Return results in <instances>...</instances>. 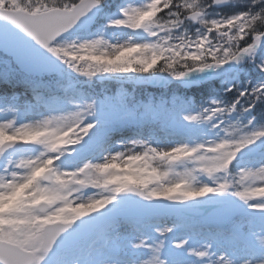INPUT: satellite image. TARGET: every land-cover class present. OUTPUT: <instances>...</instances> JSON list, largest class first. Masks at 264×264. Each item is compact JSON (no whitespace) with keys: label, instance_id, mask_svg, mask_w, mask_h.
I'll list each match as a JSON object with an SVG mask.
<instances>
[{"label":"snow or ice","instance_id":"6c2138e0","mask_svg":"<svg viewBox=\"0 0 264 264\" xmlns=\"http://www.w3.org/2000/svg\"><path fill=\"white\" fill-rule=\"evenodd\" d=\"M228 4L231 0H148L140 7H121L119 18L107 26L143 29L155 42L114 46L109 53L99 49V40L60 43L85 18L101 16L106 0H65L58 6L46 0L34 5L31 0H0V48L7 60L0 61V105L13 102L9 93L20 65L57 69L21 34L88 79L101 73L159 72L188 85L195 74L215 72L226 81L223 94L210 85L204 89L210 100L196 112L192 101L179 96L145 106L166 135L190 134L193 124H211L223 126V138L174 141L166 147L133 139L131 144L142 149L139 154L109 152L102 162H86L75 170L61 171L56 163L69 146L103 149V128L87 118L98 111L110 116L104 104L92 101L83 110L35 124L0 122V158L17 145L43 148L35 158L7 160L0 170V264H264V164L232 174L242 154L251 157L254 146L264 147V128L254 125V110L264 105V60L256 57L264 48V0H245V8L230 16L209 14ZM193 25L198 28L191 32ZM133 54L141 58L129 59ZM246 58L258 79L241 87L225 66L241 65ZM77 61H92L95 67L81 68ZM24 86L36 101L43 99L42 84L27 81ZM117 102L125 107L126 94L120 92ZM241 117L247 123L241 124ZM186 164L192 167L180 170ZM134 165L147 178L125 176L126 182L114 184L120 172ZM196 174H223L231 180L198 184ZM98 188L103 191L96 192ZM84 190L93 194L82 198L78 193ZM205 207L211 209L207 214ZM146 233H154L155 240L143 238ZM129 244L142 255L128 258L124 248Z\"/></svg>","mask_w":264,"mask_h":264},{"label":"rangeland","instance_id":"374dc122","mask_svg":"<svg viewBox=\"0 0 264 264\" xmlns=\"http://www.w3.org/2000/svg\"><path fill=\"white\" fill-rule=\"evenodd\" d=\"M147 2L148 0L132 1V2H128L124 7H127L129 5L134 7H140ZM243 2L245 3V0H243ZM117 18H119V13L108 17L105 24H103V27L97 29L93 33L63 38L60 41V43L63 45H72V44L79 45L84 42H94L99 40L101 42L98 46L99 49L101 51H108L109 53L111 52V49L114 46L135 44V43H150L151 41L150 39L152 37H150L149 33L144 31L143 29H142L143 31L142 30L133 31L131 29H126V28H109L107 25L113 19H117ZM138 31H140V34L143 33L142 36L138 35ZM138 56L141 57L140 54H138ZM258 56H259L258 57L259 60H264V49H262L259 52ZM0 61L7 63L5 56L0 57ZM77 64L81 68H87L89 64H92V66L95 67V63L92 61H84V62L77 61ZM64 65L68 72L67 74L68 76L69 75L72 76L71 74L80 76L78 72L73 71V69L69 67L68 64H64ZM237 67L238 65H232V66L226 65L225 69H231L232 71H234L236 77ZM225 69H222L220 71H224ZM198 75L200 76V78H197L195 75L190 78L192 81L191 83H195L199 79L201 81L221 79L217 76L215 72L210 73V75L205 77H203V74H198ZM68 76L60 77L62 79L57 81V83L54 86L46 85L42 88V90L45 92L47 97L54 96L55 99H62L63 101H65L66 106L76 107L77 110L80 108L77 106L81 105L79 103L81 100L73 101L69 99L71 95L69 92L67 93V91H69L70 89L69 86L75 79L74 78L72 79L71 77ZM246 77L247 78L245 80V86L248 85L249 81L255 82L258 79L257 78L255 80H251V78H249L250 77L249 73L246 74ZM27 81H30V79L27 76L16 73V86L9 93V95L13 97V102L8 105H0V122L15 121V126H20L23 124H35L36 122L43 121L44 119L47 118L46 113H44V108L42 106H39V104H34V98L32 97V95L27 94L30 92L24 90L26 89L24 85ZM230 85L231 84L229 83L228 86ZM222 87H224V85H222ZM65 89L66 92L64 91ZM111 98H112L111 96L105 95V98L103 100L97 101V104H104L106 106V110L111 111V113L114 114L113 106H112L113 104L112 101L110 100ZM84 101H86V103L92 102L90 98H84ZM31 103L32 105L29 106ZM27 106L29 107V110H27L28 109ZM83 106L84 104L82 105L81 110H83ZM97 114L100 115L101 118H104L105 121H108V119L111 117L115 118V114L114 116L112 114L110 116H105L100 111H98ZM140 122H141L140 124H136L133 117L131 118L127 117L122 124L123 126L122 129L117 130V132L113 134L112 133L106 134L108 139L104 142L103 149L99 150L94 154L89 155L88 157L81 158L77 162H72V160H61V161L58 160L56 163V167L61 171L75 170L77 167L82 166L86 162H91V163L102 162L103 156L108 155L109 152H112L114 154L116 151H124L127 153L131 150L139 154L142 151V149L135 147L131 144V141L133 139L144 140L148 143H151L153 146L159 144L160 147H166L174 141L187 142V143L191 141L190 137L187 138L185 136H180V135L179 136L166 135L162 131V129L157 126V124L153 123L151 117L149 116L144 118V120ZM201 126H202V132H201L202 136H195L194 124L190 126L192 128V132L188 134V136H191L193 137V139H195L194 143L210 141V140H218L220 138H223L225 135L222 130L223 126L220 129L212 128L211 124H202ZM41 151H43L42 147L31 145L30 150L11 153L6 159L0 158V170L3 169L4 164L7 162V160H11L14 163L21 158L24 159L35 158L39 156ZM237 164L239 165L240 170L251 169L255 171L259 166H261V164H264V156L254 155L249 157V159L247 160L243 159L239 161ZM69 165H71V167H69ZM183 167H192V165L186 164L184 166H181L180 170H182ZM140 170H142L140 167L134 165L131 168H126L124 170V173L127 176L134 177L139 175ZM172 179H175L174 175L172 176ZM216 180H219V177L217 175H216ZM208 181H209V177L200 176L199 174H196V182L198 184L208 183ZM152 186L155 187L156 185H152ZM95 191L101 192L103 191V189L98 188ZM84 192H89L90 194H93L89 190H84L78 193V195L86 199L87 196L83 195ZM260 198L261 197H257V199ZM236 203L239 204V201H236ZM240 207H244V205L241 204ZM210 211L211 209L207 211L206 214L209 213ZM246 211L247 209L244 210L243 213H246ZM167 223L170 224L172 223V221L168 220ZM149 236H151L150 237L151 239L155 240L154 233H149ZM143 238L149 239V237H145L144 235ZM100 249L105 252V255L110 254V249L102 246ZM124 251L127 254L128 258L139 257L140 255H142L141 253H138L135 250H133L130 244L125 245Z\"/></svg>","mask_w":264,"mask_h":264},{"label":"trees","instance_id":"16d2710c","mask_svg":"<svg viewBox=\"0 0 264 264\" xmlns=\"http://www.w3.org/2000/svg\"><path fill=\"white\" fill-rule=\"evenodd\" d=\"M107 1L112 4V10H115L125 0H107ZM209 12L210 13L212 12L213 15H216L217 13H219V9L212 8V9H209ZM129 59L136 60V57L135 55H132ZM132 77H133L134 82L132 84L129 83L126 88L127 95L129 97L127 98L128 104L126 106H131L132 104L139 105L140 103H143V102H149V103H152L153 105H158L164 102H170L173 96H179V97H184L187 100L192 101V103L195 105L194 109H198L197 111H199L201 108V105L203 104V106H205V102L209 101L210 99V97L206 95L204 91V89L207 87L206 84H201L199 86H187V85L182 86L181 84H179L178 86L174 85V87L177 86V91L173 89V86H171L168 89V91H165V93L163 92L160 93L159 89L153 88L151 86H146L148 87V89L146 91H143L141 95V90H140L141 88L139 87L137 83L141 76L134 74L132 75ZM170 91H173V93H170ZM140 98H142L141 101L139 100ZM125 107L122 108L119 104H117V110L120 115L123 114ZM254 113L256 114L255 121L258 122L261 128H264V116L260 115V113H264V105L258 106L257 109L254 110ZM113 123L115 125H118L120 123V119L116 118L115 120H113ZM94 124L98 128L102 127L103 129H107L108 127L111 126V124L109 123H101V122H96ZM246 151L248 150H245V152Z\"/></svg>","mask_w":264,"mask_h":264},{"label":"water","instance_id":"95a60500","mask_svg":"<svg viewBox=\"0 0 264 264\" xmlns=\"http://www.w3.org/2000/svg\"><path fill=\"white\" fill-rule=\"evenodd\" d=\"M21 37L26 43H28L32 47H34L41 55H43L44 57H46L47 59L52 61L55 65H57V69L51 70V71H49V70L35 71L26 65H20L19 67L22 70L29 72L31 74H34V75H38V76L53 75L55 73H59L60 75L64 74V68L61 65L59 60H57L55 57L50 56V54H48L45 50L39 48V46L35 44V41H32L30 37L23 36V34H21ZM0 51L4 52V50L2 48H0ZM15 149H17V147H14V148L8 150V152H10L11 150H15Z\"/></svg>","mask_w":264,"mask_h":264},{"label":"clouds","instance_id":"9594fccd","mask_svg":"<svg viewBox=\"0 0 264 264\" xmlns=\"http://www.w3.org/2000/svg\"><path fill=\"white\" fill-rule=\"evenodd\" d=\"M261 26H264V25H261ZM93 175H95V173H93ZM211 179V177H209V180ZM83 195L85 196H88V195H91L89 192H84Z\"/></svg>","mask_w":264,"mask_h":264}]
</instances>
